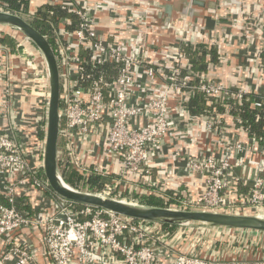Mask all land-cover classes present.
<instances>
[{
	"label": "built area",
	"instance_id": "2783aa9c",
	"mask_svg": "<svg viewBox=\"0 0 264 264\" xmlns=\"http://www.w3.org/2000/svg\"><path fill=\"white\" fill-rule=\"evenodd\" d=\"M66 2L68 0H49L47 3L65 5L69 12L80 18L79 28L75 32L70 33L65 29L66 25L71 24L68 19H64L55 32L61 77L62 120L57 161L66 181L72 172L85 179L100 177L105 180L103 188L92 193L140 204L137 198L124 197L117 192L120 179L106 181L104 171L83 164L77 153L79 147L94 136L101 138L106 144L107 153L119 160L120 172L116 176L125 179L132 174L144 177L149 182L153 170L152 155L171 132L170 103L173 95L179 100L181 115L186 113L190 121L199 119L191 118L186 110L196 89L217 101L228 97L238 104L244 101L245 95L254 93L264 103V94L247 89H235L234 93L232 89L210 81L206 75L192 71L185 50L190 47L197 51L201 45L208 48L214 45L198 41L202 34L193 29L190 23L174 26L180 37L181 50L168 58L163 51L166 57L153 62L150 56L134 51L126 40L98 32L97 26L90 21L92 8L87 5L70 8ZM252 5H245L243 10L249 11L244 12L252 13ZM24 10L25 5H22L21 11ZM0 11L12 13L1 6ZM36 12L29 10L28 14H14L31 21ZM132 24L130 28L134 31ZM7 36L0 29V38ZM9 37L15 41V48L0 43V74L4 81L0 121L7 124L0 133V180L5 181L1 184L5 190H0V264H247L203 260L197 256L198 249L202 247L205 254H214L215 244L223 240L247 241L239 236L247 234L252 237L261 233L187 228L184 230L197 237L191 246H185L182 251L178 249L182 244H176L183 236L181 228L125 219L102 209L66 201L53 193L43 169L49 78L38 49L26 38ZM139 46L145 52L150 48L145 39L140 40ZM261 57L264 73V55ZM170 58L174 60L170 61ZM13 59H19L20 68L27 70L16 78L12 75ZM105 65L111 68L99 78H85L86 68L95 70ZM143 78L151 84L154 83L152 81L164 79L163 89L155 95L149 93L142 83ZM198 79H201L199 86L191 87ZM18 85L40 94L42 99L37 117L38 140H35L39 150L38 161L26 150L20 137L14 106ZM142 94L146 98H141ZM262 102L257 101L255 106L261 107ZM12 109L18 138L11 119ZM225 109L222 114L214 111L213 115L205 117L208 133L226 131L229 120L236 125L235 119L229 115L232 107L226 105ZM236 127L249 142L226 143L221 156L206 155L192 160L188 168L191 173L203 177L205 188L192 203L184 202L182 206L170 208L264 216V159L257 162L249 179L243 180V177L235 174V167L244 165V157L255 153L264 155V144L251 138L243 127ZM39 131L43 134L42 138L38 136ZM82 186L74 187L89 192ZM19 189L39 192L46 202L43 210L37 214L34 209L23 212ZM61 202L66 206L62 207ZM37 234H40V239ZM204 239L208 240L206 243L209 246L201 243Z\"/></svg>",
	"mask_w": 264,
	"mask_h": 264
},
{
	"label": "crops",
	"instance_id": "0c3cea01",
	"mask_svg": "<svg viewBox=\"0 0 264 264\" xmlns=\"http://www.w3.org/2000/svg\"><path fill=\"white\" fill-rule=\"evenodd\" d=\"M48 1L32 0L30 10H38ZM252 3L254 8L252 13L244 12L249 10H243V7ZM65 4L70 8L77 5L92 8L90 21L97 26L98 32L116 35L126 40L133 46L134 51L150 56L153 62L166 56L168 58L175 51L181 50L180 37L176 34L174 26H186L190 23L193 29L196 28L195 30L202 34L199 35L198 41H206L218 49V62L210 66L208 72L204 74L206 78L229 89H247L264 94V73L261 66V56L264 55V0H68ZM169 5L172 9L171 16L166 13ZM168 18H171L170 21ZM137 20L141 22L140 25ZM131 24L134 31L130 28ZM141 39H145L150 46L147 52L140 49ZM163 51L166 56L163 55ZM173 60L170 58V61ZM0 72L2 73L1 69ZM152 82L154 83L142 79L149 93L158 94L163 89L164 79ZM3 89L4 81L0 74V103L4 97ZM39 95L18 85L14 97L22 143L37 161L39 150L35 140H38L37 117L40 114L42 100ZM141 98L146 96L142 94ZM178 101L177 96L173 95L170 103L171 132L152 155L153 170L149 182L144 177L132 174L125 179L116 176L120 172L119 160L107 153L105 142L96 136L79 147L77 153L81 162L91 169L97 167L104 171L106 181L112 178L120 179L117 192L124 197L137 198L141 205L148 206V200L152 197L166 203L171 198L169 193L192 203L204 190L205 183L203 177L191 173L189 163L206 155L221 156L226 143L241 140L249 142V139L239 134L231 120L228 121L226 131L215 130L208 133L205 117L188 120L186 113L181 115ZM6 127V122L0 121V133ZM261 159H264V155L258 153L244 157V165H237L235 174L243 177V180L249 179ZM2 182L5 181L0 180V190L4 191ZM243 190L246 191L247 188ZM18 197L23 212L34 209V213L37 214L46 205L44 197L37 191L19 189ZM36 236L40 239V234ZM248 238L247 241L237 240L239 243H233V246L218 243L219 245L214 247V254L231 256L250 253L253 257L264 254V233ZM243 246L246 248L242 249ZM198 250L199 254H205L202 247ZM246 263L264 264V260Z\"/></svg>",
	"mask_w": 264,
	"mask_h": 264
},
{
	"label": "water",
	"instance_id": "95a60500",
	"mask_svg": "<svg viewBox=\"0 0 264 264\" xmlns=\"http://www.w3.org/2000/svg\"><path fill=\"white\" fill-rule=\"evenodd\" d=\"M171 6L166 8V13L171 16ZM171 18H168L170 21ZM0 29L9 36L26 38L40 52L49 78V103L47 107L45 143L43 151V169L48 185L53 193L61 199L76 203L81 206H90L111 212L114 215L134 221L153 222L171 227L221 229L239 232L264 233V216L251 214H227L207 211L177 210L167 207H150L103 197L92 192L80 191L62 177L57 161L60 129L62 120L60 117L61 106V80L60 67L56 49L44 36L26 20L23 16L0 11ZM13 78L18 77L26 69L20 68L19 59L11 61ZM14 82L11 83V89ZM13 127L15 112L11 110ZM62 207L66 203L61 202ZM246 247H242L244 249ZM253 250V249H251ZM261 252V251H260ZM197 256L203 260L224 263H246L264 260V254L253 257L249 254H202Z\"/></svg>",
	"mask_w": 264,
	"mask_h": 264
},
{
	"label": "trees",
	"instance_id": "16d2710c",
	"mask_svg": "<svg viewBox=\"0 0 264 264\" xmlns=\"http://www.w3.org/2000/svg\"><path fill=\"white\" fill-rule=\"evenodd\" d=\"M22 5H25L24 11H21ZM0 6L12 13L23 12L24 14H28L30 10V2H24L23 0H0ZM64 19L71 20V24L65 26L68 32L73 33L79 28L80 18L76 14L69 12L68 8L61 4H46L41 6L32 16L30 22L56 48L57 39L55 32L59 30L61 22ZM0 43L15 48V41L9 36L0 38ZM185 51L189 63L192 66V71L198 74H206L210 66L216 64L219 59L218 49L215 47L208 48L202 45L197 51H192L189 48ZM110 68L107 65L95 70L86 68L84 75L86 79L99 78L103 72H106ZM200 82L201 79H198V81L192 83L190 86L197 87ZM231 91L236 92L235 89ZM257 101L262 102L254 93L245 95L244 101L241 104L236 103L234 99H229L228 97L221 98L217 101L196 89L194 96L188 101L186 110L191 118L209 117L213 115L214 111L220 114L224 113L226 111L225 106L229 105L232 107L229 115L235 119L236 126L243 127L251 138L264 144V103L262 102L261 107H257L255 106ZM38 136L42 138L43 134L41 131H39ZM67 182L72 186L83 185L82 187L89 192H97L103 188L105 180L96 176H90L85 179L84 177L78 176L75 172H72ZM169 196L171 198L166 203L163 200L152 197L148 200L149 203L147 202L148 206L170 208L174 205H184L185 201L174 197L173 193H169Z\"/></svg>",
	"mask_w": 264,
	"mask_h": 264
},
{
	"label": "rangeland",
	"instance_id": "374dc122",
	"mask_svg": "<svg viewBox=\"0 0 264 264\" xmlns=\"http://www.w3.org/2000/svg\"><path fill=\"white\" fill-rule=\"evenodd\" d=\"M140 205V204H139ZM169 208V207H168ZM178 229L179 228H181V233H183V236L181 237V239H179L177 242H176V244H182L181 246H180V248H178L179 250H184L185 248V246H191L194 242H195V239H196V235L195 234H193V233H190V232H188V231H185L184 229H187V228H184V227H177ZM255 234H253V236H254ZM251 236V235H250ZM252 236V237H253ZM239 237H242V238H245V239H249L248 237H245V236H239ZM229 239V238H228ZM238 241H240V239H237ZM237 240L235 241V240H233V241H230V240H223V242H221L220 244H224V245H231V246H233L232 244L234 243H239V242H237ZM204 242H205V246H209L210 244H208V243H206V242H208V240L207 239H204L201 243H203L204 244ZM215 245H219V244H215ZM177 249V248H176Z\"/></svg>",
	"mask_w": 264,
	"mask_h": 264
},
{
	"label": "bare ground",
	"instance_id": "6f19581e",
	"mask_svg": "<svg viewBox=\"0 0 264 264\" xmlns=\"http://www.w3.org/2000/svg\"><path fill=\"white\" fill-rule=\"evenodd\" d=\"M237 234H239V233H237ZM243 236H245V237H248V235L247 234H245V235H243ZM250 236V235H249Z\"/></svg>",
	"mask_w": 264,
	"mask_h": 264
}]
</instances>
